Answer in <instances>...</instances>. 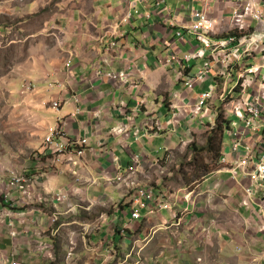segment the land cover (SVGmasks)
Segmentation results:
<instances>
[{"label": "crops", "instance_id": "crops-1", "mask_svg": "<svg viewBox=\"0 0 264 264\" xmlns=\"http://www.w3.org/2000/svg\"><path fill=\"white\" fill-rule=\"evenodd\" d=\"M205 3L227 34L234 0H163L158 7L155 0H86L62 16L63 55L45 65L34 62L30 76L8 84L18 110L29 113L23 130L40 139L32 158L16 161L30 197L15 209L0 202V264H52L64 257L71 238L75 264H118L138 238L142 264H264V234L258 232V220H263L261 212L244 205L246 180L236 182L222 172L191 187L182 178V186L173 190L159 170L172 161L173 151L193 141L194 133L210 127V114H197L196 103L213 79L186 87L185 75L195 73L203 60L187 64L185 55L197 49L198 41L176 36ZM120 72L125 79L108 76ZM217 102L213 99L210 106ZM58 126L71 150H83L81 157L73 156L75 167L54 165L39 152L45 136ZM82 139L87 143L77 148L75 142ZM222 149L228 150L224 143ZM6 165L7 159H1L0 192L8 191L12 177ZM145 188L154 191L153 200L142 197ZM12 192L22 198L20 190ZM167 197L175 211L148 213ZM135 209L141 214L136 220ZM71 212L90 219H62ZM56 214L59 219L52 224ZM101 215V226L83 235V225ZM73 222L79 231H72ZM41 242L53 244L54 260L38 252ZM136 260L132 256L127 264Z\"/></svg>", "mask_w": 264, "mask_h": 264}, {"label": "built area", "instance_id": "built-area-1", "mask_svg": "<svg viewBox=\"0 0 264 264\" xmlns=\"http://www.w3.org/2000/svg\"><path fill=\"white\" fill-rule=\"evenodd\" d=\"M162 2L163 0H155V5L158 7ZM208 11L207 3L203 10H193V21L176 33L180 40L193 38L198 41L197 49L185 55L184 61L188 64L193 59L203 60L195 73L185 75V85L193 89L196 83L205 82L209 77L213 79L214 85L198 95L196 113L202 117L210 114L209 128L215 125L219 114L223 115L228 121L227 127L232 143L230 150L222 151L218 167L210 175L228 172L236 182L246 180L243 194L247 201L244 205L255 212H261L263 221L258 220V232L264 234V0H234L231 10L232 29L227 34H222ZM111 45L114 46L116 43L112 42ZM172 61L174 58H169L167 63L172 64ZM108 76L121 80L126 78L123 72L109 73ZM213 99L218 102L210 106ZM59 106L58 102L52 103L54 109H58ZM232 114L238 117L239 121L231 120ZM65 138L64 130L58 126L45 136L44 146L39 152L51 157L50 161L54 165L70 163L75 167L78 162L73 156L81 157L83 150L76 149L74 152ZM86 143L87 140L82 139L75 142V146L78 148ZM70 153L73 155L67 158ZM161 174L166 175V171H161ZM121 179L123 178L120 177L119 180ZM17 190H20L23 199L14 198L12 191ZM140 193L147 200H153L155 197L154 191L150 189L145 188ZM192 194L190 191L184 196L186 202L190 201ZM29 197L25 175H13L8 183V191L0 192V202L6 207L14 208V205L22 204L23 200L27 201ZM58 199L61 201L65 196L62 195ZM170 199L171 197H167L166 201L158 203L156 208L150 209L148 213L153 215L160 210L175 211L176 204ZM140 217L139 210L135 209L132 212V219ZM51 218L52 224H57L58 214L52 215ZM212 221H215V218ZM102 222L101 215L92 224H84L83 235L98 229ZM71 239L64 264L76 263V243ZM141 242L139 238L134 240L129 254L119 259L118 264H127L132 256L137 258L134 264H142L141 248L137 245ZM37 250L53 260V244L41 242ZM8 264L20 262L13 260Z\"/></svg>", "mask_w": 264, "mask_h": 264}, {"label": "rangeland", "instance_id": "rangeland-1", "mask_svg": "<svg viewBox=\"0 0 264 264\" xmlns=\"http://www.w3.org/2000/svg\"><path fill=\"white\" fill-rule=\"evenodd\" d=\"M85 2L86 0H0V160L7 159L9 163L6 165L7 175L9 176L24 175L21 173L22 170L17 171L16 167L20 166L16 161H20V158L28 161L32 158L37 153L33 144L39 143L40 138L37 140L34 138L35 135L23 130L24 125L30 123L29 113L18 110L16 95L10 92L8 84L30 76L34 62L45 65V62L63 55L60 46L63 41L60 27L62 16ZM185 50L186 48L183 49ZM6 82V89H4ZM230 119L239 121V118L233 114ZM209 129L207 131L201 129L194 133L191 143L195 142L200 147L204 146ZM191 143L173 151L172 161L169 159L165 161L166 163L160 164V172L166 171L164 182L168 183L173 190L181 187L186 179L189 183L187 185L190 186L189 181L197 179L193 177L194 167L189 165L195 155L188 151L187 147ZM223 143L230 150L232 140L229 137L227 126L223 135ZM204 157L206 163L209 164L211 160L209 155H204ZM2 168L5 167L1 166V171ZM185 172L187 174L183 182L182 176ZM62 219L66 222L78 220L79 223L90 218H86L83 212H71ZM221 219L222 217L219 218ZM72 224L71 227L74 228L72 231H79L78 224L74 222ZM65 255L61 258L57 257L52 264H64ZM42 256L46 257L47 254L43 253Z\"/></svg>", "mask_w": 264, "mask_h": 264}, {"label": "trees", "instance_id": "trees-1", "mask_svg": "<svg viewBox=\"0 0 264 264\" xmlns=\"http://www.w3.org/2000/svg\"><path fill=\"white\" fill-rule=\"evenodd\" d=\"M227 125L228 121L224 119L223 115L219 114L215 125L209 129V134L205 145L200 147L195 142L189 145L190 152L195 154L189 165L194 167L193 177L200 179L192 181L190 180L189 182L195 181L196 183H199L203 181L206 175L217 169L218 161L222 156L223 135ZM204 155H209V158L211 159L209 164L206 163ZM186 174L187 173L185 172V174L182 176L183 179L186 178ZM23 209H25V207Z\"/></svg>", "mask_w": 264, "mask_h": 264}, {"label": "bare ground", "instance_id": "bare-ground-1", "mask_svg": "<svg viewBox=\"0 0 264 264\" xmlns=\"http://www.w3.org/2000/svg\"><path fill=\"white\" fill-rule=\"evenodd\" d=\"M71 240H73L74 241V239L72 238ZM75 242V241H74ZM76 243V242H75Z\"/></svg>", "mask_w": 264, "mask_h": 264}]
</instances>
